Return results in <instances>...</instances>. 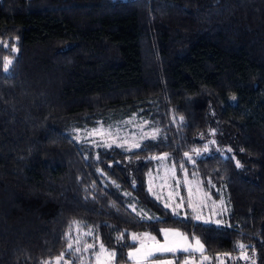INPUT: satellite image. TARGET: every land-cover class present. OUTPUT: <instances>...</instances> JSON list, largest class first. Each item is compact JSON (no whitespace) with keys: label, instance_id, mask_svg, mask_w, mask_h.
Here are the masks:
<instances>
[{"label":"trees","instance_id":"obj_1","mask_svg":"<svg viewBox=\"0 0 264 264\" xmlns=\"http://www.w3.org/2000/svg\"><path fill=\"white\" fill-rule=\"evenodd\" d=\"M142 125L135 150L85 140ZM161 157L223 191L222 225L150 194ZM165 229L264 264V0H0V264H93L97 243L129 264Z\"/></svg>","mask_w":264,"mask_h":264},{"label":"rangeland","instance_id":"obj_2","mask_svg":"<svg viewBox=\"0 0 264 264\" xmlns=\"http://www.w3.org/2000/svg\"><path fill=\"white\" fill-rule=\"evenodd\" d=\"M108 132H111V136L106 135ZM153 133H156V131L151 133L143 125L134 126V129L131 131L126 128L110 130L99 127L86 133L85 140L95 147L108 146L109 144L119 147L117 146L118 144H124V147L119 148L130 151L136 149L132 147L134 143L141 144L142 141L153 139ZM156 160L157 162L153 170L148 175L147 185L148 190L151 189L149 191L150 194L157 201L161 202L164 206L168 204L169 206L166 208L175 214L186 215L202 223H214L216 225H222L224 223L222 217L229 207L222 190L217 189V198H214L209 191L205 190L203 182L198 176L190 175V173L184 171L185 169L175 167V165L173 166L163 157ZM207 182L211 184L209 179H207ZM197 216H199V219L196 218ZM217 221H220V223H217ZM144 234L148 233L134 234L137 238L136 240L132 239V241L142 244L146 242L147 238H152L151 235ZM84 237L92 238V235L89 232H81L78 227H75L71 244L74 245L80 242ZM87 248L94 249L95 253L91 255L93 264H98L97 255H100L101 259H105L106 253L101 254V246L98 243L95 245L92 244L91 248L87 246ZM237 258L242 263H247L252 259L244 248L239 250ZM52 264L68 263L67 260L59 259V261L56 260ZM218 264H221L220 261Z\"/></svg>","mask_w":264,"mask_h":264},{"label":"crops","instance_id":"obj_3","mask_svg":"<svg viewBox=\"0 0 264 264\" xmlns=\"http://www.w3.org/2000/svg\"><path fill=\"white\" fill-rule=\"evenodd\" d=\"M169 230L165 232L162 230L161 232V241H155L152 238H147L146 242L139 244L136 243V247L131 251H134L136 248H141V245L144 247L142 248V254H141V259L139 261V264H161V262H166V264H208L211 263V258L207 256L204 253V247L199 248L197 250V246L194 241H190L187 237V240L185 241L182 239L181 236L176 235L175 233H180L176 230H171V229H165ZM181 234V233H180ZM185 237V236H183ZM166 239V240H165ZM158 242V243H157ZM174 245V244H179L180 247L174 251V252H166V253H161L155 251L156 247H159L160 245ZM190 244L191 245V250L190 251H183V247ZM151 251L153 254L151 256L146 255L147 252ZM179 254H184L182 257H168L164 259H157V256H165V255H170V256H176ZM129 264H137V261L135 259H129Z\"/></svg>","mask_w":264,"mask_h":264},{"label":"snow or ice","instance_id":"obj_4","mask_svg":"<svg viewBox=\"0 0 264 264\" xmlns=\"http://www.w3.org/2000/svg\"><path fill=\"white\" fill-rule=\"evenodd\" d=\"M5 46H7V45H5ZM11 50H12V52H16V51H17L16 46H15V45H12ZM11 63H12V61L9 60L8 57H4V62H3V71H4V72H8V71L10 70V64H11ZM233 99H235V97H233ZM158 131H159V130H156V133H153V134H152V138H153V139L156 138V134L158 133ZM213 134H214V131H213ZM106 135L111 136V132L106 133ZM77 139H78V137H77ZM125 143H127V141H125ZM212 143H215V141H212ZM108 146L111 147L112 145L109 144ZM117 146H119V147H124V144H118ZM140 146H141V145H140L139 143H134V144L132 145V147H134V148H139ZM208 149H209V146H208L207 144H205V145H204V149H203V151H204V152H207ZM194 151H196L198 155L200 154V153H199V150H194ZM164 155H165V157L167 156V154H164ZM184 155H185L186 157L189 156L188 153H185ZM189 158H190V157H189ZM236 166H237V167H241V165H240V163H239L238 161L236 162ZM181 167H183V166H181ZM149 191H151V189H149ZM168 206H169L168 204H165V207H168ZM196 218L199 219V216H197ZM217 223H220V221H217ZM164 231L167 232V231H169V230H164ZM175 234L181 236L182 239H184L185 241L187 240L186 237H183V234H180V233H175ZM144 235H148V234H144ZM120 238H122V237H119L118 239H120ZM136 238H137V237H136L135 235L132 236V239H133V240H136ZM152 239L155 240V237H152ZM157 243H158V242H157ZM195 244H196V246H197V250H198L199 248H202V247H203V245L200 243L199 239H195ZM68 247H69V248H72V244L69 243V244H68ZM88 247L91 248L92 245H88ZM143 247H144V246L141 245V248H136L134 251L129 252V253H128V257H129V259H135V260L137 261V264H139V261H140V259H141V254H142V248H143ZM179 247H180L179 244H174V245L164 244V245H160L159 247H156V248H155V251H157V252H161V253L174 252V251H176ZM240 247L243 248L244 246L241 245ZM190 250H191V245H190V244H188V245H186V246L183 247V251H186V252H187V251H190ZM76 251H79V249H76ZM105 253H106V257H105V259H101V256H100V255H97V261H98V264H112V261L114 260V258H115V256H116V253H115V252H108L106 249H104L103 245H101V254H105ZM152 254H153V253H152L151 251H149V252L146 253V255H148V256H151ZM57 259H58V261H59V259H62V257H61V258H57ZM161 264H166V262H163V261H162Z\"/></svg>","mask_w":264,"mask_h":264},{"label":"built area","instance_id":"obj_5","mask_svg":"<svg viewBox=\"0 0 264 264\" xmlns=\"http://www.w3.org/2000/svg\"><path fill=\"white\" fill-rule=\"evenodd\" d=\"M241 264H256L253 259H250L247 263H241Z\"/></svg>","mask_w":264,"mask_h":264}]
</instances>
